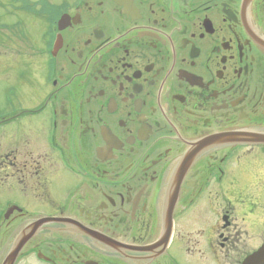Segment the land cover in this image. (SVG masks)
<instances>
[{"label":"flooded vegetation","instance_id":"1","mask_svg":"<svg viewBox=\"0 0 264 264\" xmlns=\"http://www.w3.org/2000/svg\"><path fill=\"white\" fill-rule=\"evenodd\" d=\"M65 1L57 76L42 60L0 156V264L26 227L14 264H243L264 244V0Z\"/></svg>","mask_w":264,"mask_h":264},{"label":"rangeland","instance_id":"2","mask_svg":"<svg viewBox=\"0 0 264 264\" xmlns=\"http://www.w3.org/2000/svg\"><path fill=\"white\" fill-rule=\"evenodd\" d=\"M0 1L6 2L0 7V17L1 18L3 17L2 20L4 22L6 21L9 23H12V22H15L16 19H19V18L25 19L27 21V24L29 26L31 34L36 36V37L41 35V38H43V34H45V29H43V27H45V25H44L42 20H38L36 17L30 16L29 14L13 13V11L7 6V2H9V0H0ZM60 1L61 0H56V2H60ZM79 18H81V17H79ZM33 19L35 20L34 22H33ZM77 35L81 36L80 34H77ZM18 49H25L24 47H22V43H21V40L19 38H17V37L7 38V37H4V34L0 33V93L2 94V100L0 101V106L4 110L5 109L10 110L11 109V108L6 107V105L3 101V94H4L3 91L5 88H7L8 86L11 85L12 81L10 80V75L18 76L20 73L21 76L18 79V82H20V79H21V83L19 86V90H20L19 95L20 96L18 98H21L22 102L18 101V102H16V105H18L19 107H23V104L26 106L30 105V106H28V108L36 109L39 106H41V104L44 101V99H43L40 102V100H41L40 97H37L38 100H35L34 103H32L30 101V99L36 93L35 92L36 89L39 87L43 88V84L41 86V82L38 81L35 77V74H38L40 72L38 70V68L40 67V65L38 64L39 60L32 59V61H34L33 62L34 64L29 62L32 64L31 69H33V67H34L33 74L31 75L30 74L31 69L27 70L28 63H26L24 61V58H22V56L21 57L18 56V54H19V52H17ZM25 58H29V57H25ZM28 60L29 59H27V61ZM25 66H27V68L24 70ZM14 68H18V70L16 72H14ZM25 71L27 73H24ZM23 74H25L24 77H23ZM27 77H28V80H27ZM30 80H33L36 83H34V84H33V82L30 83ZM36 96H38V95L36 94ZM11 131L8 132L7 135H5V143H6L7 149H9V146H10L11 141H12L11 135L13 133V130L11 129ZM3 137H4V135H3ZM259 193L260 192H257L256 194H259ZM237 197H239V199L241 198L240 196H237ZM250 200H252V199L250 198Z\"/></svg>","mask_w":264,"mask_h":264},{"label":"bare ground","instance_id":"3","mask_svg":"<svg viewBox=\"0 0 264 264\" xmlns=\"http://www.w3.org/2000/svg\"><path fill=\"white\" fill-rule=\"evenodd\" d=\"M37 77H39V75H36ZM238 135L237 134H230V135H228V138L229 139H232V138H234V137H237ZM221 138H225L224 136L223 137H221ZM223 141H225V139H223ZM198 143H195L193 146H192V148H194V150H193V152L188 156L189 158L190 157H193V155L195 156V155H197V154H200L201 152H203L206 148H208L209 147V145H206V146H204L203 148H201V144H198ZM198 152V153H197ZM188 154V153H187ZM186 154V155H187Z\"/></svg>","mask_w":264,"mask_h":264}]
</instances>
